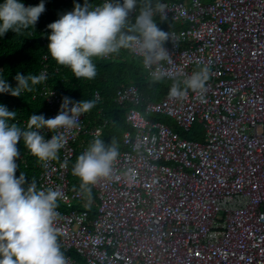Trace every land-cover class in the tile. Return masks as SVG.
Instances as JSON below:
<instances>
[{
  "label": "built area",
  "instance_id": "obj_1",
  "mask_svg": "<svg viewBox=\"0 0 264 264\" xmlns=\"http://www.w3.org/2000/svg\"><path fill=\"white\" fill-rule=\"evenodd\" d=\"M150 5L154 17L175 24L161 28L170 34L164 47L171 57L148 68L128 53L144 74L183 84L207 67L204 88L178 98L169 87L157 99H144L132 81L117 88L112 100L126 105L127 128L113 178L90 185L92 195L69 178L72 159L100 131L86 112L73 128L42 130L45 139L62 136L63 146L56 159H37L27 186L62 192L53 227L60 248L81 261L64 253L67 264H264V0ZM47 68L42 54L38 94L49 107L46 119L65 97L75 101L48 85ZM92 96L98 100V91ZM155 115L171 118L180 133L147 118ZM193 122L200 139L186 134Z\"/></svg>",
  "mask_w": 264,
  "mask_h": 264
},
{
  "label": "clouds",
  "instance_id": "obj_2",
  "mask_svg": "<svg viewBox=\"0 0 264 264\" xmlns=\"http://www.w3.org/2000/svg\"><path fill=\"white\" fill-rule=\"evenodd\" d=\"M138 0H105L93 7L85 0L83 6L75 4L72 11L47 25L51 30L47 45L51 57L62 66L70 68L76 78L92 79L96 76L93 57H104L130 50L143 57L145 67L150 68L160 61L169 60L170 54L164 47L171 40L167 31L158 27L153 19L150 3L140 7L134 18L132 13ZM45 11L43 0L36 6H25L19 0H4L0 3V37L9 30L18 34L30 26L35 27ZM207 67L195 72L184 81L182 90L174 84L170 94L182 98L187 89L202 90L208 78ZM16 86L12 87L0 78V93L20 97L22 90L31 91L29 81L37 84L44 76H26L17 72ZM71 105V107H69ZM94 107V101L79 102L68 97L63 99L59 113L46 119L44 115L29 117L26 129L17 123L16 111L0 105V264H67V259L58 243L53 223L58 215L57 200L62 197L59 190H37L35 183L28 184L20 172L16 177L20 156L18 142L23 138L25 147L41 161L57 158L64 138L52 135L45 139L42 130L77 126L82 113ZM120 151L114 141L105 143L96 138L82 153L73 167V174L81 182V188L91 192L90 185L101 180L112 179L114 165ZM126 175L131 176L129 171Z\"/></svg>",
  "mask_w": 264,
  "mask_h": 264
},
{
  "label": "trees",
  "instance_id": "obj_3",
  "mask_svg": "<svg viewBox=\"0 0 264 264\" xmlns=\"http://www.w3.org/2000/svg\"><path fill=\"white\" fill-rule=\"evenodd\" d=\"M154 1L138 0L137 11L133 18L139 14L140 7ZM3 2L4 0H0V3ZM40 2L41 0H33L31 6H36ZM43 2L45 11L40 15L35 27L30 26L18 34L9 30L3 37H0V78L5 79L12 87H15L14 77L17 72L26 76H38L41 55L45 54L48 67L46 74L48 85L64 91L77 102L81 100L94 101V107L87 112V117L89 124H99L101 127L92 142L96 138L104 140L105 143L114 141L120 148V134L122 130L127 128V124L124 121L126 105L116 104L112 100L117 88L132 81L144 99H157L174 84L185 85L174 78L152 77L144 74L139 59L130 55L126 49L113 53L109 58L93 57L92 62L96 68V76L92 79L76 78L70 68L59 65L48 52L47 45L49 41L47 36L50 35L51 30L47 28V25L56 21L63 13L72 11L75 4L83 6L85 0H43ZM91 2L92 0H88L89 4ZM153 19L160 28L175 25L163 18L153 16ZM40 85L41 82L33 85L29 81L32 90H22L20 97L0 93V105L6 106L10 111H16L15 120L9 123H17L19 127L26 129L31 115L46 116L48 114L49 107L44 98L38 94ZM94 90L99 93L98 100L93 99L92 93ZM155 116L156 118L163 117L162 119L167 117ZM171 123L174 125L173 121ZM186 134L188 137L200 139V125L193 122ZM17 148L20 156L16 160L19 165L16 177L18 178L20 172H23L29 182L35 179L39 172L38 158L25 147L23 138L18 142ZM76 161L77 156L72 159L71 164L76 163ZM69 178L72 182L79 180L74 174L69 175ZM24 187L27 189V184ZM90 194L92 195V190ZM89 214L92 215V208H89ZM61 251L77 258V255L71 250L63 251L61 249Z\"/></svg>",
  "mask_w": 264,
  "mask_h": 264
},
{
  "label": "rangeland",
  "instance_id": "obj_4",
  "mask_svg": "<svg viewBox=\"0 0 264 264\" xmlns=\"http://www.w3.org/2000/svg\"><path fill=\"white\" fill-rule=\"evenodd\" d=\"M171 25H172V24H171ZM147 118H149V119H158V120H160V121H162V122L168 123V124L171 126V128H172L173 130H175V131H177V132L180 133V130L177 129V128L171 123L172 120H170L169 117H164V119H162L163 117H162V118H160V117L156 118V116H147ZM73 257H75V256H73ZM76 260H77L79 263H81V261L79 260L78 257L76 258Z\"/></svg>",
  "mask_w": 264,
  "mask_h": 264
},
{
  "label": "bare ground",
  "instance_id": "obj_5",
  "mask_svg": "<svg viewBox=\"0 0 264 264\" xmlns=\"http://www.w3.org/2000/svg\"><path fill=\"white\" fill-rule=\"evenodd\" d=\"M91 125V124H90ZM98 135V134H97Z\"/></svg>",
  "mask_w": 264,
  "mask_h": 264
}]
</instances>
